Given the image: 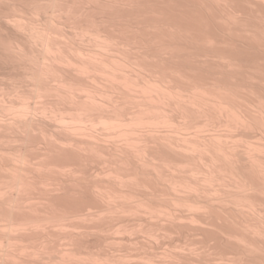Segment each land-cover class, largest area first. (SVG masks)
Returning a JSON list of instances; mask_svg holds the SVG:
<instances>
[{
	"label": "bare ground",
	"instance_id": "1",
	"mask_svg": "<svg viewBox=\"0 0 264 264\" xmlns=\"http://www.w3.org/2000/svg\"><path fill=\"white\" fill-rule=\"evenodd\" d=\"M0 264H264V0H0Z\"/></svg>",
	"mask_w": 264,
	"mask_h": 264
}]
</instances>
